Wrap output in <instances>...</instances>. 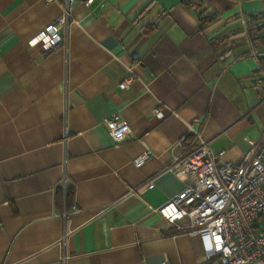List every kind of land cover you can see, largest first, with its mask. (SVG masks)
Here are the masks:
<instances>
[{"label":"crops","instance_id":"obj_1","mask_svg":"<svg viewBox=\"0 0 264 264\" xmlns=\"http://www.w3.org/2000/svg\"><path fill=\"white\" fill-rule=\"evenodd\" d=\"M61 7L0 0V264H200L157 209L184 187L169 166L190 129L231 161L264 131V55L241 25L264 0H75L66 46L44 51ZM115 113L129 140L110 139Z\"/></svg>","mask_w":264,"mask_h":264},{"label":"built area","instance_id":"obj_2","mask_svg":"<svg viewBox=\"0 0 264 264\" xmlns=\"http://www.w3.org/2000/svg\"><path fill=\"white\" fill-rule=\"evenodd\" d=\"M60 1V16L44 26L31 41L44 51L65 47L67 43L61 31L67 30L71 19L70 5L75 0ZM91 1L86 0V3ZM262 24L264 16L258 14L241 19L250 54L256 60L264 54L256 51L251 30ZM257 71L264 78L261 63H258ZM132 79L128 76L120 83V88L128 90ZM166 115L161 106L152 110L156 119L161 120ZM104 124L114 143L132 136L130 126L119 114H111ZM190 132L188 152L174 156L169 166L173 174L183 179L184 187L157 212L178 231L199 238L200 264H264V131L257 141L247 139L248 148L238 161L225 160L224 151L214 152L200 131L190 129ZM150 155L146 148L131 163L139 167ZM162 264L170 263L164 257Z\"/></svg>","mask_w":264,"mask_h":264},{"label":"trees","instance_id":"obj_3","mask_svg":"<svg viewBox=\"0 0 264 264\" xmlns=\"http://www.w3.org/2000/svg\"><path fill=\"white\" fill-rule=\"evenodd\" d=\"M260 16H264V14H258ZM252 16V14L250 15ZM214 17H206L205 19H202V23H205L208 19H211ZM210 21V20H209ZM252 31V42L253 45L256 46L257 43L259 44H264V24L257 26L254 30Z\"/></svg>","mask_w":264,"mask_h":264}]
</instances>
